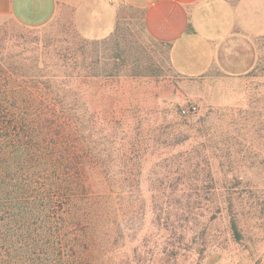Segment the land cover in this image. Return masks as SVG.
Listing matches in <instances>:
<instances>
[{
    "label": "rangeland",
    "instance_id": "1",
    "mask_svg": "<svg viewBox=\"0 0 264 264\" xmlns=\"http://www.w3.org/2000/svg\"><path fill=\"white\" fill-rule=\"evenodd\" d=\"M100 3L72 0L36 29L0 14L10 61L86 82L91 156L120 163L104 181L100 263L264 264V35L249 73L188 77L121 2L112 31L89 37Z\"/></svg>",
    "mask_w": 264,
    "mask_h": 264
},
{
    "label": "trees",
    "instance_id": "2",
    "mask_svg": "<svg viewBox=\"0 0 264 264\" xmlns=\"http://www.w3.org/2000/svg\"><path fill=\"white\" fill-rule=\"evenodd\" d=\"M6 55L0 39V264H101L103 186L120 163L91 156L86 82Z\"/></svg>",
    "mask_w": 264,
    "mask_h": 264
},
{
    "label": "crops",
    "instance_id": "3",
    "mask_svg": "<svg viewBox=\"0 0 264 264\" xmlns=\"http://www.w3.org/2000/svg\"><path fill=\"white\" fill-rule=\"evenodd\" d=\"M92 10L89 37L106 36L115 27L111 3L121 2L140 14L147 37L168 48L174 70L197 77L212 69L254 65L251 43L264 35V0H100ZM106 1V2H105ZM72 0H0V14L36 29L51 22ZM252 53V54H251Z\"/></svg>",
    "mask_w": 264,
    "mask_h": 264
},
{
    "label": "built area",
    "instance_id": "4",
    "mask_svg": "<svg viewBox=\"0 0 264 264\" xmlns=\"http://www.w3.org/2000/svg\"><path fill=\"white\" fill-rule=\"evenodd\" d=\"M196 111H197L196 107L192 105V106L187 107V108H182L180 110V114L182 116H188V115H191V114H195Z\"/></svg>",
    "mask_w": 264,
    "mask_h": 264
}]
</instances>
